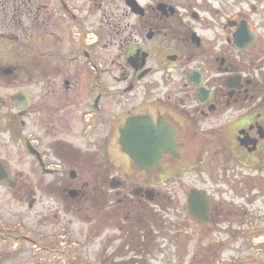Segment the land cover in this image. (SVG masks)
Listing matches in <instances>:
<instances>
[{
  "label": "flooded vegetation",
  "instance_id": "af4514ba",
  "mask_svg": "<svg viewBox=\"0 0 264 264\" xmlns=\"http://www.w3.org/2000/svg\"><path fill=\"white\" fill-rule=\"evenodd\" d=\"M44 1L0 0V158L14 185L0 188L88 203L108 211L95 225L122 217L129 241H147L152 208L171 205L166 182L218 172L230 203L190 188L186 216L240 240L243 213L264 198V0H116L120 13L115 0H88L94 18ZM4 148L26 160L24 180ZM192 191L209 197L203 221Z\"/></svg>",
  "mask_w": 264,
  "mask_h": 264
},
{
  "label": "rangeland",
  "instance_id": "374dc122",
  "mask_svg": "<svg viewBox=\"0 0 264 264\" xmlns=\"http://www.w3.org/2000/svg\"><path fill=\"white\" fill-rule=\"evenodd\" d=\"M69 1L72 9L77 8L82 16H98L100 5L92 6L88 0ZM39 3L47 4L44 0ZM104 4L105 1L102 3L105 8ZM226 5L227 14L235 10ZM260 6L262 14L264 1ZM121 7L115 0L113 12H122ZM239 8L244 12L247 4H241ZM257 16L262 19L264 15ZM261 33L264 38V30ZM60 35L66 37L63 32ZM64 37L61 39L66 47ZM97 53L104 55L100 49ZM28 55L20 52L15 57L25 61ZM2 154L14 169L22 171L24 180L28 167L26 160L18 159L9 148H4ZM217 174L214 176L208 171L166 182L160 191L170 198L171 205L166 212L152 208L159 224L150 227L151 236L147 241L143 232L137 233L140 240L129 241L133 239L128 238L131 231L122 217L115 219L116 223L109 218L107 225H95L108 211L96 212L88 203L76 209V202L70 203L63 197H28L0 188V229L5 234L0 237V264H264V232L258 225L264 222V198L258 194L253 205L246 208L247 213L242 215L241 222L247 220L248 223L239 228L243 234L241 239L233 243L223 240L227 235L221 228L211 225L205 232L206 228L202 230L187 218L184 197L190 188H201L212 194L215 205L221 199L227 204L232 200L224 180H217ZM233 202L241 203L236 199ZM96 213L100 214L96 217ZM194 249L196 255H192Z\"/></svg>",
  "mask_w": 264,
  "mask_h": 264
},
{
  "label": "water",
  "instance_id": "95a60500",
  "mask_svg": "<svg viewBox=\"0 0 264 264\" xmlns=\"http://www.w3.org/2000/svg\"><path fill=\"white\" fill-rule=\"evenodd\" d=\"M135 161L137 162V158H135ZM137 165L139 168L142 167L140 162H137ZM8 167V163L0 158V185H9L10 187H14V185L11 183ZM209 209V197H207L204 192L192 191L190 193L189 210L191 213H193V216H195L198 220L203 221Z\"/></svg>",
  "mask_w": 264,
  "mask_h": 264
},
{
  "label": "trees",
  "instance_id": "16d2710c",
  "mask_svg": "<svg viewBox=\"0 0 264 264\" xmlns=\"http://www.w3.org/2000/svg\"><path fill=\"white\" fill-rule=\"evenodd\" d=\"M0 260H1V257H0Z\"/></svg>",
  "mask_w": 264,
  "mask_h": 264
}]
</instances>
